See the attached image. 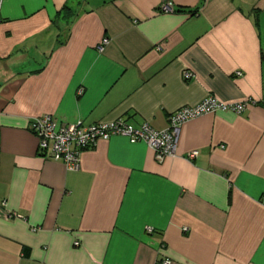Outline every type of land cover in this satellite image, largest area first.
<instances>
[{"label":"crops","instance_id":"0c3cea01","mask_svg":"<svg viewBox=\"0 0 264 264\" xmlns=\"http://www.w3.org/2000/svg\"><path fill=\"white\" fill-rule=\"evenodd\" d=\"M208 98L246 109L187 122L162 163L117 136L69 171L32 130L165 131ZM165 261L264 264V0H0V264Z\"/></svg>","mask_w":264,"mask_h":264},{"label":"built area","instance_id":"2783aa9c","mask_svg":"<svg viewBox=\"0 0 264 264\" xmlns=\"http://www.w3.org/2000/svg\"><path fill=\"white\" fill-rule=\"evenodd\" d=\"M161 14H174L175 7L171 3H164L159 7ZM104 44H108L106 40ZM185 79H191V73H184ZM242 77V73H237ZM83 92L80 91V94ZM246 104H223L214 98H208L196 107H184L169 117V127L165 131H156L150 125L144 124L136 128L123 119L113 122H102L86 126L83 122L65 124L50 115H43L34 120L32 130L38 138V153L44 160L62 162L69 171H78L81 158L85 151L94 149L100 141H108L113 137L128 138L131 143L144 142L155 152L156 160L164 162L176 155L181 128L187 122L217 111H232L243 114ZM198 152L188 155L189 161H194ZM153 234L152 229H147ZM163 264H172L165 261Z\"/></svg>","mask_w":264,"mask_h":264},{"label":"trees","instance_id":"16d2710c","mask_svg":"<svg viewBox=\"0 0 264 264\" xmlns=\"http://www.w3.org/2000/svg\"><path fill=\"white\" fill-rule=\"evenodd\" d=\"M73 11L69 7H65L64 19H71L73 17Z\"/></svg>","mask_w":264,"mask_h":264}]
</instances>
